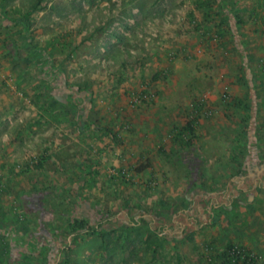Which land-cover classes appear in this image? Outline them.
Wrapping results in <instances>:
<instances>
[{
    "label": "rangeland",
    "instance_id": "374dc122",
    "mask_svg": "<svg viewBox=\"0 0 264 264\" xmlns=\"http://www.w3.org/2000/svg\"><path fill=\"white\" fill-rule=\"evenodd\" d=\"M204 96L214 115L188 131L190 103ZM240 136L263 168L264 0H0V230L29 234L16 252L0 232L18 253L0 264H224L192 246L208 214L171 221L169 181L181 176L178 192L190 184L197 198L180 205L188 215L232 205L221 213L246 241L234 245L264 264V172L238 188L243 174L218 171L230 149L243 154L232 148ZM77 217L95 231L70 234ZM102 240L118 247L100 251Z\"/></svg>",
    "mask_w": 264,
    "mask_h": 264
},
{
    "label": "crops",
    "instance_id": "0c3cea01",
    "mask_svg": "<svg viewBox=\"0 0 264 264\" xmlns=\"http://www.w3.org/2000/svg\"><path fill=\"white\" fill-rule=\"evenodd\" d=\"M241 37H242V34L239 33L238 38L241 39ZM210 123H209L208 128H212V129L211 130L209 129V133H219L220 134L223 132V129L221 128L222 124L217 125L215 127L213 125V122H210ZM251 141H253V140L250 139V136H248V137H242V136L235 137L234 142L232 143V144H234L233 145L234 147H232V148H235V149L238 148V149H236L237 152L239 151L240 153H243L242 155L244 156L245 160L251 161L253 165H249L248 161L243 163L242 165H239V163L242 162V160H240V158L242 159V155H239V154L236 155V153H234L230 149V151L228 152L227 155H229L228 159H229V157H231V158L229 159L227 164H225L223 167H220V169L218 170V171H221V174H224V172H225V174H227L230 170L232 171V174L235 176H241L243 174L244 175L243 178H241V177L236 178L235 177L234 179H237V180L236 181L233 180L230 182V184H232L233 186H235L234 184H236V186H237V184L238 185L243 184L242 186H239L238 188L244 187V184L247 183L248 180L246 177L252 178V177H255L257 175L262 176L263 172H264V167L262 168L261 166H259L257 164L258 161L260 160L259 154H258V156H254L253 151L250 154H249V151H247V155H246V150H250L254 146L255 142L253 141V143H252ZM227 143H229V142H227ZM219 144H220V142H219ZM243 145H244V147H243ZM220 154L221 153H219V155L213 156L214 161L217 162L218 160L221 161V159L222 160L224 159L223 154H225V152H223L221 155ZM182 157H183L182 155L180 157H176L175 167H177L176 168L177 170L179 168H180L179 170H182L183 166H184L183 171L186 170V172H187L188 166L184 162V159ZM238 158H239V163L236 162V160L238 161ZM210 159H212V157H210L209 160ZM220 163H224V161H222ZM217 166H218V164H217ZM154 169H155L154 173H156V174L158 172L164 173V172H161L163 170L159 171L160 169L157 166L154 167ZM164 171H165V174L167 176H172L173 171H174V167H170L169 169H166ZM213 171H215V170L213 169ZM181 174H182V172L179 175H181ZM217 174H220V173L218 172ZM230 174H231V172H230ZM184 175H185V173H183V176ZM179 179H182V181L180 180V182H178V180H176L174 182V180L171 178V180L169 181V185L172 184L171 190L167 191V192L173 191V193L170 194V196L172 198H174V201L171 202V209H173V215H172L173 220H171V221H173L174 223H177V225L181 224L178 222V220H181L182 217L179 218L178 220H174L176 215H178L179 213L181 215H182V213H185V214L188 213L189 214V212L187 210L183 209V207H181L180 205L184 204L187 208H188V206L191 207V206L197 205L195 202V200H197V198L196 199L193 198V193L190 189V184L188 186L186 184L185 192L182 191L183 192L182 194H180V192H178V189H176V188H179L181 185H184V182H187V180L185 178H183L182 176ZM218 180H220V178ZM229 186H231V185H229ZM232 187H228V189H226L225 191L228 192ZM216 188H217L216 190L218 191V187H216ZM212 191H214V190H212ZM212 191L209 188H207V193L206 192H204V193H206L208 195H212V198H213V197H215V195H217L218 192L214 191L215 192V194H214V193H212ZM188 199L191 200L193 203H191V201H189ZM222 204L223 203H218V201L214 202L211 204L212 208L211 209L208 208V209H206V211L201 210V208H199V210H197L198 212H196V215H195V212L193 210L191 213H194V215H188L187 214V216L184 219V223L186 225L190 224L188 222V219L192 224L197 225L196 224L197 220L205 219L206 215L208 214L207 221H205V223L202 222L204 224V225H202V229L203 228L204 229L203 230L196 229V228H198L196 226V228L195 227L194 228H195V230H198L199 233H197V231H194V230L191 231V233L193 232L192 234H194V236L196 238L198 237L197 239L193 240L192 246L198 247L199 251L200 252L202 251L201 255L208 254V251H210L211 253L213 252V254H215V253L216 254H220V253L225 254V251L227 250L228 246L234 244V242H239L240 244H242V241H244V245H246L245 244L246 241L244 239L243 232L239 231L238 226L236 225L237 224L236 220L234 221L232 218L229 217L230 216L229 211L226 213L225 212L221 213V211L225 208L230 210L232 208V205L225 204V203H224V205H222ZM171 212H172V210H171ZM225 222H226V225L229 227V229H227L225 227L226 225L224 226L223 223H225ZM185 224H183V225L181 224V225L184 226ZM11 230H12V228H8L6 230L4 229V231L0 230L1 233H4L5 239L10 238L9 240H11V238H12V239L16 240V243H14V244L12 241H11V243L9 241L8 249H7L6 244L1 245L2 247H0V261L2 260V256L17 257L18 253H17V255H15L16 252H19L21 250L22 245L24 244V241L27 239V236L29 235V234L27 235V233L25 234L26 236H24V234H20V233H12ZM202 233H204V235H203L205 238L204 240H200L203 237ZM25 237H26V239H25ZM190 238H192V237H189V239ZM249 241H252V240H250V237L248 238L247 242H249ZM12 244L15 245L14 250L16 252L12 251V246H13ZM9 249H11V250H9ZM206 249H208V251ZM12 253H14L15 256H13ZM19 256H20V254H19Z\"/></svg>",
    "mask_w": 264,
    "mask_h": 264
},
{
    "label": "built area",
    "instance_id": "2783aa9c",
    "mask_svg": "<svg viewBox=\"0 0 264 264\" xmlns=\"http://www.w3.org/2000/svg\"><path fill=\"white\" fill-rule=\"evenodd\" d=\"M215 38V37H214ZM215 41L217 39H214ZM230 89L228 86H226L222 92L221 98L224 101H230L231 100V95H230ZM144 99H146V96H141V95H137V96H133L132 97V103L133 104H137V103H141ZM189 109L191 111V119H196V118H211L214 115V109L213 107L208 103V99L206 98V96L197 99L195 101H192L190 103ZM229 258L232 260L233 263H240V262H244L247 259L246 254L243 252V250L239 247V246H234L229 252H228ZM248 262L251 261V264H253V260L252 257H249V259H247Z\"/></svg>",
    "mask_w": 264,
    "mask_h": 264
},
{
    "label": "trees",
    "instance_id": "16d2710c",
    "mask_svg": "<svg viewBox=\"0 0 264 264\" xmlns=\"http://www.w3.org/2000/svg\"><path fill=\"white\" fill-rule=\"evenodd\" d=\"M140 95L141 96H144L145 95L146 98H147V93H141ZM221 101L223 103H230L231 102V100L228 101V102L227 101H224L222 98H221ZM188 110H189V118H190L191 117V111H190V109H188ZM246 118L248 120L249 117H246ZM197 121H198V118H196V119L195 118L194 119H191L190 118V122L187 123V126H186L187 129L186 130L191 131L192 130V127L194 126V123L196 124ZM175 137L176 138H179L176 135H175ZM145 167L146 166H142L139 169V171L145 169ZM67 228L69 229V233L70 234H76V235L79 234L80 232H86V233L91 234V232L93 233L95 231V228L89 225V223L87 222V219H85V217H77V218H74L72 221H69L68 222V225H67ZM155 238L156 237H154L153 234H150L149 237H148L149 240L145 242L147 244V246H145V247H150L151 246L150 241L152 242L153 239H155ZM110 243L108 241L102 240L101 241V244H100V247H99L100 248V251H103V252H108L109 251L110 252L111 250H115L116 247H118V246H115L114 245L115 242H112V245L113 246L110 245ZM234 246H236V245H234V244L233 245H229L228 248H227V250L225 251V254H224V256H225L224 264H238V262L233 263L232 260L229 258V255H228V252Z\"/></svg>",
    "mask_w": 264,
    "mask_h": 264
}]
</instances>
